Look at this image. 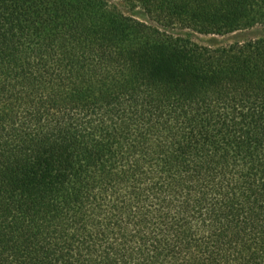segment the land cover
<instances>
[{"label": "trees", "instance_id": "16d2710c", "mask_svg": "<svg viewBox=\"0 0 264 264\" xmlns=\"http://www.w3.org/2000/svg\"><path fill=\"white\" fill-rule=\"evenodd\" d=\"M0 264H264V0H0Z\"/></svg>", "mask_w": 264, "mask_h": 264}, {"label": "rangeland", "instance_id": "374dc122", "mask_svg": "<svg viewBox=\"0 0 264 264\" xmlns=\"http://www.w3.org/2000/svg\"><path fill=\"white\" fill-rule=\"evenodd\" d=\"M119 4L122 6L121 3H119ZM125 10L127 11L126 8H125ZM260 35H261V31H253V32L240 34V35H235V36H229V37H225V38L201 37L198 40V42L200 44H203V45H212V44H214L215 41L216 42H220V43H229V42H233V41H235L237 39H239V40L249 39V38L258 37Z\"/></svg>", "mask_w": 264, "mask_h": 264}]
</instances>
